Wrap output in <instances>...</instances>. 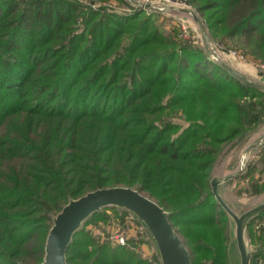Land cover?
I'll list each match as a JSON object with an SVG mask.
<instances>
[{"label":"trees","instance_id":"16d2710c","mask_svg":"<svg viewBox=\"0 0 264 264\" xmlns=\"http://www.w3.org/2000/svg\"><path fill=\"white\" fill-rule=\"evenodd\" d=\"M85 1L0 0V264L42 262L51 216L116 185L169 212L192 264L196 254L228 264L210 172L223 147L264 126V93L214 62L199 38L163 33L156 12ZM189 1L214 43L264 65V0ZM263 150L252 166L264 165ZM263 223L264 210L248 224L251 264H264ZM136 239L113 248L82 229L66 262L139 264Z\"/></svg>","mask_w":264,"mask_h":264},{"label":"water","instance_id":"95a60500","mask_svg":"<svg viewBox=\"0 0 264 264\" xmlns=\"http://www.w3.org/2000/svg\"><path fill=\"white\" fill-rule=\"evenodd\" d=\"M139 9L156 13L173 12L192 20L211 59L223 67L240 82L264 93V82L258 81L230 65L218 52L207 27L197 11L192 8L170 5L155 6L142 0H128ZM264 146V130L253 134L242 148L237 167L222 176L215 172L217 159L209 177V186L215 201L221 206L228 220V264H251L252 248L248 224L264 210V195L240 202L229 195L227 184L244 169L249 157ZM115 207L129 213L143 229L160 264H192L188 248L168 219L169 212L139 190L129 186H108L90 190L83 195L70 198L60 210L51 216V224L44 242V256L39 264H67L66 249L75 232L81 229L95 212ZM234 261V263H233Z\"/></svg>","mask_w":264,"mask_h":264},{"label":"rangeland","instance_id":"374dc122","mask_svg":"<svg viewBox=\"0 0 264 264\" xmlns=\"http://www.w3.org/2000/svg\"><path fill=\"white\" fill-rule=\"evenodd\" d=\"M82 1L86 3L85 0H82ZM128 2L129 4L131 3L130 1ZM111 5L115 6L116 2L112 1ZM130 5H134V4L131 3ZM129 11L132 12L133 10H129ZM150 16L159 25V28L163 31V33L171 34L172 32L176 31L178 34L185 35L184 38H187L186 37L187 34L183 32V30L180 28V26L177 24V21L173 17L175 16V13L173 12H170L167 14H163V13L156 14L155 13V14H151ZM187 24H188V27H187L188 32L191 34H194L195 38L196 37L199 38L200 44L204 47V44L198 33V29L195 23L192 20H189V23ZM214 44L218 52L220 53V55L230 65H232L234 68L241 71L242 73H245L246 75L250 76L251 78L264 82V74L262 72L260 73V70L257 67L258 64L255 63L253 60H250L249 57L247 58V56L243 54L241 49H239L236 46L232 47L231 45L219 47V45H217L216 43ZM229 51L231 52L234 51L236 52V54H240V55L242 54L243 58L237 56L236 54L232 55L231 53H229ZM262 130H264V126L261 127L255 133L258 134ZM247 141L239 145H236V143H231L223 147L220 153V156L218 158L219 161L217 162L215 166L216 168L215 172L217 174H221L222 176H224L232 172L237 167L240 152L242 148L245 146V144L247 143ZM262 148H264V146L257 149L249 157L248 163L245 165L244 169L240 172V174L237 177L233 178L227 184L226 187H227L228 193L235 200H238L240 202H247L249 200L259 198L264 195V191L256 195L254 193V190H255L254 184L256 180L258 181V184L260 186L264 185V165L263 163H258L257 165L252 166L253 162L258 158L259 156L258 154ZM236 191L238 192L241 191V193L237 194ZM102 211H103L102 215L105 218L94 219L93 221L87 224L85 221L80 230L82 229L88 230L90 234L94 236L99 242H107L113 248H117V246L122 247L127 244V243L119 244L116 241H114L113 237L116 234L120 232H125L128 235V242L130 239L133 238V236H136L137 237L136 240H138L139 243H138V246L133 250L137 252L136 254L137 263L139 264H160L156 258V255L150 243L146 240V237L143 238L137 235V229L135 228L132 221L130 222V219H128V216L126 215V211L118 210L115 207L103 208ZM228 231H229V227H228ZM255 239H256V243L258 244L264 243V236L263 238H260V239L255 237ZM228 242H227V245H228ZM250 244L252 248H255V245H254L255 243L252 244L250 242ZM154 258H156L157 261L153 260ZM193 264H207V261L203 256L196 254L194 255Z\"/></svg>","mask_w":264,"mask_h":264},{"label":"built area","instance_id":"2783aa9c","mask_svg":"<svg viewBox=\"0 0 264 264\" xmlns=\"http://www.w3.org/2000/svg\"><path fill=\"white\" fill-rule=\"evenodd\" d=\"M144 2H149L152 3L155 6H163V5H170V6H175V7H186V8H192L195 9L191 3L188 0H142ZM163 14H167V13H163ZM175 18V20L177 21V24L180 26V28L183 30V32H185L187 34V38H191V39H195L194 34H191L188 32L187 27L189 23V20L187 17L182 16V15H178L175 14V16H173ZM181 35V34H180ZM183 38L185 37V35H181ZM229 53H231L232 55H235L236 52H231L229 51ZM237 56L243 58L242 54H236ZM258 69L260 70V73L262 72L264 74V65L263 64H258ZM128 219H130V222L132 221V223L134 224L135 228L137 229V235L139 236L140 234L144 235V237H146V235L143 232L142 227L140 226V224L137 223V221L129 214L128 215ZM263 227H264V223H263ZM134 238L136 236H133ZM114 241H116L119 244H126L128 241V235L125 232H120L118 234H116L113 237ZM147 240V239H146Z\"/></svg>","mask_w":264,"mask_h":264}]
</instances>
